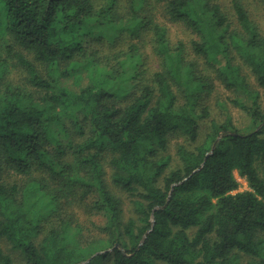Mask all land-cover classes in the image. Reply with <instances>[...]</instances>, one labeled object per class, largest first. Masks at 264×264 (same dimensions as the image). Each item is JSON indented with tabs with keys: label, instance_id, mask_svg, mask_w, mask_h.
Instances as JSON below:
<instances>
[{
	"label": "trees",
	"instance_id": "trees-1",
	"mask_svg": "<svg viewBox=\"0 0 264 264\" xmlns=\"http://www.w3.org/2000/svg\"><path fill=\"white\" fill-rule=\"evenodd\" d=\"M216 82L254 127L226 116L198 142ZM260 169L264 32L245 0H0V264H264Z\"/></svg>",
	"mask_w": 264,
	"mask_h": 264
},
{
	"label": "rangeland",
	"instance_id": "rangeland-1",
	"mask_svg": "<svg viewBox=\"0 0 264 264\" xmlns=\"http://www.w3.org/2000/svg\"><path fill=\"white\" fill-rule=\"evenodd\" d=\"M120 1L122 3V6L126 5V0H120ZM219 1L225 4H228L229 2V0H219ZM245 3L247 5L248 11L251 17H253L257 21V23L260 25L261 30L264 32V8L258 3L257 0H245ZM152 9H154L153 11L156 14L158 21L162 22L163 18H162V14H160L159 12L160 9H158L157 6L156 7L152 6ZM164 23L166 24L168 28L169 37L172 41L176 42V41L181 40L183 42H189L193 38V34L184 26L177 24V23L167 22V21ZM128 40L129 39L127 36L125 38L123 36L121 44L123 45ZM137 41L142 47L145 56L147 57V62L149 66L153 67L154 58L150 52V44L148 41V36H142ZM243 70H244V73L247 75V79L249 83L253 86V88L258 90L260 94L262 95L263 91L257 86L256 82L254 81V78L250 75V72L245 68H243ZM7 78L12 80L14 83H19L24 78V75L21 69H19L18 67L14 65H10ZM228 97H231L230 92L226 91L219 82H216V90L212 94H210L209 96H206L203 99L202 104L208 106L210 115L208 119L201 121V124H200L201 128L199 130V138L197 140L198 142H200L204 138L206 133L209 131L210 124L212 122H217V123L223 122L226 116L230 117L233 123V126L241 132H248L254 127L252 125V121L249 115H247L240 109L231 105L227 101ZM182 140L183 139L178 138V137H173V138L170 137L168 153L174 154L176 143H181ZM193 146L194 144L191 147ZM260 172L264 174L263 169H260ZM234 175L238 181V188L237 190L233 191V193L248 190L249 187L247 185V181L245 180V178L240 177L237 172H235ZM18 178L19 177L11 175L7 177V181H10V182L15 181V180L18 181L20 180V178L19 179ZM117 194L118 196L121 197L123 201L126 216H129L131 214L130 210L128 209L129 198L122 192H118ZM73 210L79 220L91 219L90 215L85 211L84 207L82 208L81 206L73 207ZM0 247L2 248L5 247V243L1 240H0ZM14 259H15V264H24L17 254H14Z\"/></svg>",
	"mask_w": 264,
	"mask_h": 264
},
{
	"label": "water",
	"instance_id": "water-1",
	"mask_svg": "<svg viewBox=\"0 0 264 264\" xmlns=\"http://www.w3.org/2000/svg\"><path fill=\"white\" fill-rule=\"evenodd\" d=\"M220 138H221V136L218 137V139H220ZM214 147H215V145H214Z\"/></svg>",
	"mask_w": 264,
	"mask_h": 264
}]
</instances>
